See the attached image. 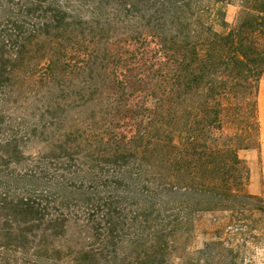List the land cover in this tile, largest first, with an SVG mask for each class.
Returning <instances> with one entry per match:
<instances>
[{
  "label": "trees",
  "instance_id": "16d2710c",
  "mask_svg": "<svg viewBox=\"0 0 264 264\" xmlns=\"http://www.w3.org/2000/svg\"><path fill=\"white\" fill-rule=\"evenodd\" d=\"M263 75L264 0H0V264H264Z\"/></svg>",
  "mask_w": 264,
  "mask_h": 264
},
{
  "label": "rangeland",
  "instance_id": "374dc122",
  "mask_svg": "<svg viewBox=\"0 0 264 264\" xmlns=\"http://www.w3.org/2000/svg\"><path fill=\"white\" fill-rule=\"evenodd\" d=\"M237 7L228 5L225 9V21L234 22ZM256 113L259 125V148L256 150L241 151L239 153L240 166L248 172L246 191L260 197L264 202V75L261 78L256 95ZM215 224L207 214L202 215L195 225L193 244L199 246L208 238Z\"/></svg>",
  "mask_w": 264,
  "mask_h": 264
}]
</instances>
